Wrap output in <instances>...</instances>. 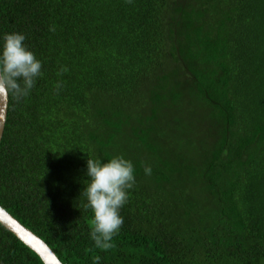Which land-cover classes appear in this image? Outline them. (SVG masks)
Masks as SVG:
<instances>
[{"label": "trees", "instance_id": "obj_1", "mask_svg": "<svg viewBox=\"0 0 264 264\" xmlns=\"http://www.w3.org/2000/svg\"><path fill=\"white\" fill-rule=\"evenodd\" d=\"M14 32L42 75L8 94L0 206L65 264H264V0H0ZM114 156L136 183L105 251L82 192ZM0 264L45 263L0 224Z\"/></svg>", "mask_w": 264, "mask_h": 264}, {"label": "clouds", "instance_id": "obj_2", "mask_svg": "<svg viewBox=\"0 0 264 264\" xmlns=\"http://www.w3.org/2000/svg\"><path fill=\"white\" fill-rule=\"evenodd\" d=\"M25 39L21 33H6L0 49V96L11 93L17 102L29 95L36 78L42 75L41 61L26 47ZM67 71L62 67L58 75ZM61 87L58 82L57 91ZM151 171V167H144L146 175H151ZM86 175L89 179L82 194L87 199L85 207L93 213L90 237L97 249L106 251L115 247L113 237L124 222L120 209L128 201V190L136 183L134 166L123 156H114L106 162L88 158ZM100 260V256L94 257L93 264H100Z\"/></svg>", "mask_w": 264, "mask_h": 264}, {"label": "water", "instance_id": "obj_3", "mask_svg": "<svg viewBox=\"0 0 264 264\" xmlns=\"http://www.w3.org/2000/svg\"><path fill=\"white\" fill-rule=\"evenodd\" d=\"M9 95L0 96V146L3 141V134L7 121ZM0 224L8 231L16 235L25 245L33 249L45 264H65L56 251L36 234L33 230L25 226L20 220L12 216L2 206H0Z\"/></svg>", "mask_w": 264, "mask_h": 264}]
</instances>
